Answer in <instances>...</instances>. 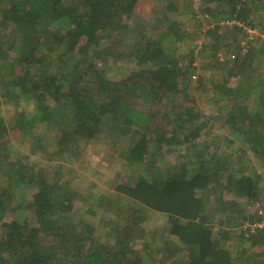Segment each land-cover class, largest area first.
<instances>
[{"label":"trees","instance_id":"obj_1","mask_svg":"<svg viewBox=\"0 0 264 264\" xmlns=\"http://www.w3.org/2000/svg\"><path fill=\"white\" fill-rule=\"evenodd\" d=\"M142 1L0 0V90L32 105L7 120L0 102V264H264V204L253 207L264 170V44L244 27L264 29V0H149L145 16ZM196 60L212 70L198 83L211 92L207 115L195 99L177 101ZM104 131L127 136L120 156L131 174L114 198L128 204L116 220L101 217L113 197L94 187L84 196L65 164L51 173L21 165L3 145L11 132L33 152L74 157ZM150 211L168 224L163 243L145 239Z\"/></svg>","mask_w":264,"mask_h":264},{"label":"rangeland","instance_id":"obj_2","mask_svg":"<svg viewBox=\"0 0 264 264\" xmlns=\"http://www.w3.org/2000/svg\"><path fill=\"white\" fill-rule=\"evenodd\" d=\"M199 1L201 0H196V3ZM149 7H150L149 0H143L142 3H140L138 7V9H141L142 11V13H139V14H142V16H145L149 12V9H150ZM141 19L144 20L143 18ZM229 21H231L232 23L235 22V20H230V19L224 22L229 23ZM237 23L239 25L244 24L243 22L241 23L239 21H237ZM185 26L187 27L188 30L190 29V26L188 25L187 22L185 23ZM244 27L249 32V36L247 37V39L256 41V43L260 45L264 44L262 43L264 42V29H263L262 24L257 25L256 28L254 29V28H251L250 25H248L245 22ZM205 28H209V27L207 26ZM247 39H245L246 42H247ZM196 43H198L197 46H200L201 39H197ZM198 49L199 48H196V50ZM39 54L42 55L41 53ZM223 54L224 52L221 50L219 52V56L223 58ZM194 64L198 65L199 68L197 69L195 74H192L193 75L192 83L190 87L187 88L185 95H184L185 97H183L182 94L180 93L178 95L177 101H179L180 99L185 100L187 98L195 99L197 100V105L199 106V108H201L203 113L207 115V114H210L211 112L209 108L210 104L208 102L209 99L211 98V92L203 91L198 83H200L201 80L204 79V77H208L211 74L212 70L209 68L207 69L203 68L200 65L198 60H196ZM263 68H264V64H263ZM216 76L220 78L219 82L222 83V80H221L222 76L220 74H217ZM234 79L235 78H232L231 81H233ZM234 82H236V80H234ZM248 99L250 102H252V100L254 99V96H250L248 97ZM0 102H2L1 104L2 108L5 109L4 115L7 120L10 118L11 114L14 112V109L21 110V111L24 109H27V110L32 109V105L30 104H24V102L16 101V103L18 102L17 103L18 105H16L15 100L13 98H4L1 90H0ZM223 103L224 102H221L220 104H223ZM208 111L209 113H206ZM212 128L218 129L217 121H215L214 126ZM208 129H209V126H206L205 130L207 131ZM9 131L13 132L15 131V129H12L11 127H9ZM11 132H9V137L6 136L3 139V141H6L5 143H3V145L9 150V155L11 156L13 161L20 163L21 165H23L22 163H26L30 165L36 163L38 164L37 166H40L42 169L48 172L50 171L49 173H51V170H55L57 165H61V163H63L65 164V167H62V174L63 175L67 174V177L70 178L69 180L72 186L78 189L79 191H82L84 193V196H87L90 192V189H92L93 187H94L93 190L100 189L101 191L106 192L105 194H110L113 197L111 201L112 202L114 201L115 203H118V204L114 206H106L102 209V211L103 210L104 211L103 212L101 211L102 212L101 217H103L104 220L108 221L109 218H113L114 220H116L117 217L115 213L118 209V206L119 205L127 206L128 200L121 198L120 195H118L117 198H114L116 185L120 181H123L124 179H126V176H125L126 172L131 174L130 169H128L129 167L128 164L124 161L125 159H122V157L120 156V150L122 149L123 144L126 142V137H127L126 135H122V134L121 135H117V134L110 135V134H107L106 131H104L103 133L99 135L100 138L90 143H87L86 146L84 147V149L86 150L82 149L78 153V156H74V157L64 156L63 158L58 155L51 157L50 155H48L49 152H44L41 150H37L33 152L29 150L27 144L24 141L21 142L22 137H19V136L15 137L13 136ZM203 137L209 138L211 136L206 133V134H202V138ZM168 159L170 158H167V161H169ZM253 161L255 162V165L256 163H258V160L255 157L253 158ZM243 165L245 164L242 162L240 166H243ZM9 167L10 166L8 164L6 166H3L5 171H7ZM257 172L260 173L261 171L259 170ZM262 175H263L262 182H261L262 198L259 204H257L256 206H253L256 208L260 207L259 205L264 204V170H262ZM27 191L32 192L30 188H27ZM218 194L219 192L216 191V193H213L209 197V199H211L212 201L216 200V196ZM22 200L24 201V205L26 207H29V203L31 202V199H27L26 196H24ZM84 202L87 206L91 207V203L89 201H84ZM145 216L146 218L143 223L146 229L145 239H148L149 240L148 242L151 241V243H161V242L163 243L164 240H166L163 236V234H165L164 232H166V235H167V229H168L167 222L166 223L164 222L163 216L161 215V213H158V212L150 211V212H147ZM12 217H13V214L11 212L7 213L5 221L12 220L13 219ZM28 217L31 218V221H30L31 223L35 221V217L32 211L28 212ZM96 220H100V217L97 218ZM262 224H264V221L261 223V225ZM234 228L235 227H233V229ZM217 229H219V227ZM233 229L232 231H234ZM219 230H221V228ZM216 237L220 239L219 234H216ZM161 239L163 241H161ZM227 244L230 250L235 253L241 247L240 240L237 239L235 236L227 237Z\"/></svg>","mask_w":264,"mask_h":264}]
</instances>
